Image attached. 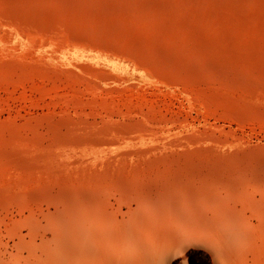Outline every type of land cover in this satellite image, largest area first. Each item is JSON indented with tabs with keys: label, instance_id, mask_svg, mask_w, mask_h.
Wrapping results in <instances>:
<instances>
[{
	"label": "bare ground",
	"instance_id": "1",
	"mask_svg": "<svg viewBox=\"0 0 264 264\" xmlns=\"http://www.w3.org/2000/svg\"><path fill=\"white\" fill-rule=\"evenodd\" d=\"M8 3L38 29L121 42L164 78L205 84L194 89L208 111L157 119L96 101L7 110L0 264H191L190 249L210 264H264V103L228 90L264 87V53L246 39L264 29V0ZM163 22H180L176 36L209 30L244 44L144 51L143 33Z\"/></svg>",
	"mask_w": 264,
	"mask_h": 264
},
{
	"label": "rangeland",
	"instance_id": "2",
	"mask_svg": "<svg viewBox=\"0 0 264 264\" xmlns=\"http://www.w3.org/2000/svg\"><path fill=\"white\" fill-rule=\"evenodd\" d=\"M7 4L8 0H0V116L6 117L7 110L8 116L15 118L19 113L29 114L28 109L47 111L58 109L65 102L85 101L134 107L157 119L186 113L201 115L208 111L206 106H199L201 100L194 89L205 84L195 86L196 83L187 80L185 83L180 78L166 79L129 56L121 42L79 38L75 30L65 28L38 29L29 17L16 13ZM179 23L163 22L162 26L144 32L143 38L147 42L143 44L144 51L150 52L155 47L166 50L171 43L190 44L196 48L243 47V40L234 37L216 39L209 30L199 35L190 34L197 30L185 28L183 36H176L175 28ZM250 29L246 30V39H254L251 43L258 41L254 44L264 53V29L257 37H252L254 30ZM228 90L264 103V87L233 86ZM207 108L214 110L212 106ZM16 109L18 114H14ZM187 257L191 264H210L208 256L203 257L200 251L190 249Z\"/></svg>",
	"mask_w": 264,
	"mask_h": 264
}]
</instances>
